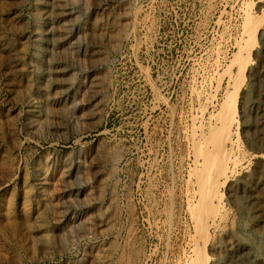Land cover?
Masks as SVG:
<instances>
[{
    "label": "rangeland",
    "instance_id": "1",
    "mask_svg": "<svg viewBox=\"0 0 264 264\" xmlns=\"http://www.w3.org/2000/svg\"><path fill=\"white\" fill-rule=\"evenodd\" d=\"M219 142L236 161L201 201ZM197 251L264 264V0H0V264Z\"/></svg>",
    "mask_w": 264,
    "mask_h": 264
},
{
    "label": "bare ground",
    "instance_id": "2",
    "mask_svg": "<svg viewBox=\"0 0 264 264\" xmlns=\"http://www.w3.org/2000/svg\"><path fill=\"white\" fill-rule=\"evenodd\" d=\"M245 1V0H244ZM259 1V0H258ZM246 4V3H245ZM245 8V7H244ZM250 10V9H249ZM249 12V11H248ZM247 11H246V13H245V15H246V17H245V22H246V25H248L247 27H246V30H245V34H247V39H246V41L248 42L249 40L248 39H252V35L255 33V31L256 30H258L257 29V24H256V22H255V20L254 19H256V18H254V19H252V15H253V13H252V15H250V12L248 13ZM256 20H258V19H256ZM244 22V21H243ZM244 24V23H243ZM256 24V25H255ZM262 24V23H261ZM259 25V24H258ZM260 28H262V26L260 27ZM110 29V28H109ZM110 31V30H109ZM110 33V32H109ZM244 33V32H243ZM242 33V34H243ZM242 39H243V37H242ZM241 47V46H240ZM239 47V48H240ZM245 47V46H244ZM240 50V49H239ZM238 50V51H239ZM243 50V49H242ZM247 52H248V54L251 52V48L249 47V48H247ZM255 53V52H254ZM235 55V59H238V57H237V55H238V53H235L234 54ZM240 56H241V54H240ZM239 56V57H240ZM243 57V56H242ZM248 57H249V55H248ZM241 59V58H240ZM239 59V60H240ZM243 59V58H242ZM245 59V58H244ZM243 61V60H242ZM242 61L240 60V65L239 66H241L242 67V70L244 71L245 69H246V62L247 61H243V63H242ZM233 63H235V62H233ZM238 71V70H237ZM240 72H241V69H240ZM236 76V75H235ZM257 76V75H256ZM234 78V77H233ZM238 77H236V79H237ZM263 97V96H262ZM227 106L228 104H225L224 103V106ZM233 105H235V104H233ZM222 107V109H223V111L221 112L222 113V115H221V122H222V125L226 128H228V127H230V125H231V123L233 122V115H231L230 113V111H232L233 109L232 108H234L235 106H230V107ZM221 109V110H222ZM250 111V110H249ZM233 114V113H232ZM219 119V118H218ZM220 123V122H219ZM221 124V123H220ZM219 124V125H220ZM221 127V125L219 126V128ZM232 127V126H231ZM234 127V126H233ZM217 129V128H216ZM215 129V130H216ZM231 129V128H230ZM211 130H212V128H211ZM216 131H218V130H216ZM220 131H221V129H220ZM223 132H225V130L223 131ZM200 133V132H199ZM216 133V132H215ZM238 130L236 129L235 130V134L238 136ZM213 134H214V132H213ZM217 134V133H216ZM234 134V135H235ZM220 135V134H219ZM218 135V136H219ZM230 136V135H229ZM206 137V136H205ZM212 137V136H211ZM216 137V136H215ZM220 137L221 136H219V140H220ZM226 137V136H225ZM202 138V137H201ZM200 138V139H201ZM207 138V137H206ZM217 139H218V137H216ZM224 138V137H223ZM222 138V139H223ZM206 140V139H205ZM204 140V141H205ZM213 140V139H212ZM209 141H210V139H209ZM214 141V140H213ZM213 141H211V142H213ZM202 142V141H201ZM236 142V141H235ZM203 143V142H202ZM220 143V142H219ZM222 143V142H221ZM221 143H220V145L219 146H215V151L212 153V152H210L209 150H211L210 149V147H211V145H210V147L207 149V150H202V149H200V154H201V156H202V158H203V168H202V166L200 167V168H202L203 170H205L203 173L201 172L200 174H203V175H201V177H200V180H199V184L198 185H200V189H201V191H203V193H201L202 195H201V201H205V202H207L208 200V198L210 197L209 195H210V193H209V191H210V188H211V186H213V180L214 179H212V175H217V176H220L221 177V181H220V183L221 184H223V183H225L227 180H228V169H229V167H228V164L231 162V163H234L235 161H236V159L234 160L231 156H230V154H229V152L227 151V149H226V147L224 146V144H222L221 145ZM205 144V143H204ZM207 144V143H206ZM213 144V143H212ZM215 144V143H214ZM213 144V145H214ZM238 144V143H237ZM218 145V144H217ZM243 148V147H242ZM195 149H196V147H195ZM229 150V149H228ZM195 151V150H194ZM250 151V150H249ZM197 154V153H196ZM241 154V153H240ZM236 156V155H235ZM197 157V156H196ZM237 158V157H236ZM199 159V158H198ZM195 162H196V160H194ZM258 161V160H257ZM201 162H202V160H201ZM239 162V161H238ZM237 163V162H236ZM200 164V163H199ZM195 165V164H194ZM247 169V168H246ZM231 170V169H230ZM196 171V170H195ZM198 172V171H197ZM199 174V175H200ZM197 175V174H196ZM196 177H198V176H196ZM216 180V179H215ZM218 180V179H217ZM197 181H198V179H197ZM198 183V182H197ZM217 183V182H216ZM214 184H215V182H214ZM215 186V185H214ZM213 186V187H214ZM199 187V186H198ZM197 187V188H198ZM216 189V188H215ZM235 191V190H234ZM214 192H215V190H214ZM256 192V191H255ZM254 192V193H255ZM215 194V193H214ZM222 195H223V193H222V191H219L217 194H216V200H217V202H219L220 201V199H221V197H222ZM246 195V194H245ZM213 198V197H212ZM232 198V197H231ZM263 200V199H262ZM235 201H236V199H235ZM233 203V202H232ZM238 203V202H237ZM209 204H210V201H209ZM208 204V205H209ZM209 207V206H208ZM211 207V206H210ZM213 207V206H212ZM204 208H205V206H204ZM220 208V207H219ZM213 209V208H212ZM210 210V209H209ZM215 211V210H214ZM257 211H259L258 209H257ZM212 212V211H211ZM217 212V210L214 212V214ZM225 212V211H224ZM251 213V212H250ZM204 216H205V214H204ZM204 216L203 215H201V217H203L204 218ZM206 216H207V214H206ZM205 216V217H206ZM214 216V215H213ZM198 217V216H197ZM200 218V217H199ZM198 218V219H199ZM219 219V218H218ZM231 219V218H230ZM195 220V219H194ZM197 220V219H196ZM207 220V219H206ZM201 221H203V220H200L199 222H201ZM214 221V220H213ZM199 222H198V224H199ZM217 222H215V224H216ZM255 223V222H254ZM202 224V223H201ZM210 224V223H209ZM213 224H214V222H213ZM218 224V223H217ZM216 224V225H217ZM219 225V224H218ZM199 225H197V227H198ZM215 226V225H214ZM213 226V227H214ZM203 227V226H202ZM199 229V228H198ZM202 230H204L203 228H202ZM217 230V229H216ZM205 231H206V229H205ZM222 231V230H221ZM207 232V231H206ZM224 232V231H223ZM203 233V231L201 232V234ZM205 234V233H204ZM203 234V235H204ZM207 234V233H206ZM205 237V236H204ZM238 237V236H237ZM246 237V236H245ZM203 238V237H202ZM237 239V238H236ZM248 242V241H247ZM244 245V244H243ZM239 250V249H238ZM233 252V251H232ZM195 254V257H194V259L192 260L191 259V261H192V264H206V262H205V259H204V257H203V255L201 254V252L200 251H197L196 253H194ZM231 254V253H230ZM233 254V253H232ZM247 254V253H246ZM245 257V256H244ZM206 258V257H205ZM245 258H247V257H245ZM207 259V258H206ZM242 259V258H241ZM236 260V259H235ZM243 260V259H242ZM234 261V260H233ZM235 263V262H234ZM233 263V264H234ZM237 264V263H236Z\"/></svg>",
    "mask_w": 264,
    "mask_h": 264
}]
</instances>
